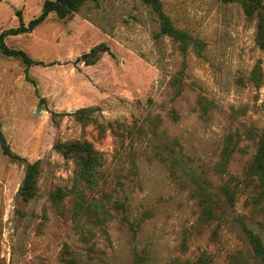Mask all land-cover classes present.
<instances>
[{
  "label": "rangeland",
  "instance_id": "374dc122",
  "mask_svg": "<svg viewBox=\"0 0 264 264\" xmlns=\"http://www.w3.org/2000/svg\"><path fill=\"white\" fill-rule=\"evenodd\" d=\"M161 1L174 26L203 43L201 55L158 38V16L138 0L89 1L69 19L51 14L6 38L43 65L29 68L35 86L22 59L0 51L2 131L25 160L5 156L0 143V264H192L203 252L212 264H264L246 233L264 243V195L244 181L264 132L258 19L239 3ZM44 2L0 0V34L20 26L17 11L27 26ZM101 44L110 52L87 66ZM81 109H93L88 119L74 115ZM229 137L236 152L221 174ZM71 141L92 143L103 159L100 186L83 185V201L75 163L55 147ZM38 161L37 195L25 201L27 166ZM226 184L239 186L234 206L221 196L219 220L202 224V189L221 194ZM99 201L103 222L77 210Z\"/></svg>",
  "mask_w": 264,
  "mask_h": 264
},
{
  "label": "trees",
  "instance_id": "16d2710c",
  "mask_svg": "<svg viewBox=\"0 0 264 264\" xmlns=\"http://www.w3.org/2000/svg\"><path fill=\"white\" fill-rule=\"evenodd\" d=\"M89 1L99 3L100 0H45L42 12L40 16L31 20L28 25L24 23L22 14L20 11L16 12V15L20 18V26L18 28H12L5 30L0 34V51L7 57L20 58L27 66V80L36 86V82L29 76V68L32 66L43 65V62L36 61L31 58L24 50L12 49L6 44V38L9 36H18L33 32L37 27L42 25L51 14H55L59 19L65 20L72 17L75 13H78L81 8ZM144 4L150 6L158 16L160 22V33L157 37L168 36L178 44L179 49L183 54H187L189 49L194 46L198 49L199 55L203 43L195 40L189 33L176 28L171 19L163 11V3L161 0H138ZM223 3H239L241 4L252 19H258L257 23V43L259 47L264 51V0H220ZM110 52V48L106 44H101L87 54L83 58V62L87 66L96 64L103 53ZM251 80L260 87L262 80V73L259 67H256L252 72ZM93 109H81L74 113V115L80 119H88L84 116L86 113L92 112ZM177 118V115L174 114ZM0 143L2 145L3 153L14 160L25 161L20 155L15 154L2 131V124L0 122ZM56 149L66 159L72 160L75 163V191L76 187L79 188L76 195L79 201L85 200L84 196L79 195L83 185H86L89 189L94 190L100 186L102 179V167L103 159L101 154L94 148L93 144L88 141H71L66 143H58ZM237 143H234L232 137H229L226 141L224 150L222 152V160L217 166V172H226L229 161L233 154L236 152ZM41 172V162L34 164H28L26 177L23 186L20 189L19 195L25 201H30L37 195V181ZM234 179V178H233ZM244 181L248 184H254L257 192H260V197L264 195V132L259 138L256 153L252 162L249 164L245 172ZM74 191V192H75ZM239 191L238 184L232 187L229 184L224 185L221 188V194L213 192L209 189H202L200 193L199 205L202 208L200 215V221L202 224H210L213 221L219 220L218 209L222 203L224 196L226 203L229 206H234ZM65 193H59L56 195L58 200L63 199ZM261 199V198H260ZM257 199L256 201H258ZM116 207L124 209L125 204L117 202ZM78 209L92 211L97 218L103 222L107 215V211L104 209L102 202H96L86 208L79 204ZM246 233L249 242L252 246L254 257L264 263V243L261 237L255 234L252 230L246 229ZM212 257L203 252L198 259L192 264H212Z\"/></svg>",
  "mask_w": 264,
  "mask_h": 264
}]
</instances>
